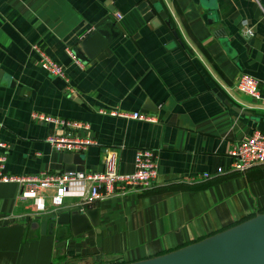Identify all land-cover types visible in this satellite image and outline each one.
Segmentation results:
<instances>
[{"label": "crops", "instance_id": "1", "mask_svg": "<svg viewBox=\"0 0 264 264\" xmlns=\"http://www.w3.org/2000/svg\"><path fill=\"white\" fill-rule=\"evenodd\" d=\"M146 6L145 0H0L5 172L63 173L67 153L44 140L58 132L32 123L33 112L88 126L96 145L69 154V164L81 156L83 173H101L109 152L118 174L132 172L138 149L149 150L156 164L150 189L95 204L97 225L74 237L67 219L58 218L87 211L74 206L78 195L66 193L59 211L29 217L16 201L18 187L0 183V264H131L264 214V166L231 173L228 156L233 145L264 133V0H158L164 19L145 18ZM96 29L109 40L116 36L93 59L75 64L66 50ZM31 46L63 68L67 85L38 67ZM241 75L258 82L259 99L235 90Z\"/></svg>", "mask_w": 264, "mask_h": 264}, {"label": "built area", "instance_id": "2", "mask_svg": "<svg viewBox=\"0 0 264 264\" xmlns=\"http://www.w3.org/2000/svg\"><path fill=\"white\" fill-rule=\"evenodd\" d=\"M119 19L120 16L116 15ZM250 35V31H247ZM31 51L37 57L38 67L48 76L61 79L67 85L63 68L50 60L37 46H31ZM66 54L75 62L73 54L66 50ZM75 59V60H74ZM78 64V63H77ZM235 90L253 99H259L258 82L247 75H241L235 82ZM68 89V88H67ZM112 118L152 123L154 119L147 115L123 112H99ZM32 123L51 127L53 131L45 137V143L52 151L67 154H82L90 146L96 145L87 132L84 123L52 118L40 113H31ZM0 149L4 145L0 143ZM231 160L230 172L244 174L247 171L264 166V133H255L245 141L233 145L228 151ZM221 173L220 170L217 174ZM209 176L204 174L202 178ZM156 178V164L153 154L146 149L134 152L132 172L127 175L118 174L115 169V155L109 152L102 159V172L86 173H41L36 176L9 175L5 172L4 157L0 156V183L14 184L18 187L16 201L23 202L25 215L34 217L48 212H56L64 208L66 193L78 195L74 204L81 212L91 209L95 204L113 197L124 196L127 192L140 193L152 187ZM51 190L52 193L44 198L40 193Z\"/></svg>", "mask_w": 264, "mask_h": 264}, {"label": "water", "instance_id": "3", "mask_svg": "<svg viewBox=\"0 0 264 264\" xmlns=\"http://www.w3.org/2000/svg\"><path fill=\"white\" fill-rule=\"evenodd\" d=\"M145 1V18L156 14L164 19L165 14L155 9L158 0ZM115 36L116 34H111L110 38L114 39ZM110 40L101 29H96L74 48L72 54L78 61L87 63L106 47ZM89 50L92 52L89 53ZM69 157L70 155L66 154L64 161L62 160L63 173H83L81 156H71L72 165L69 164ZM61 218L69 222L73 237L97 225V214L92 209H87L82 214L74 212L70 215H60L58 220ZM131 264H264V214L175 252Z\"/></svg>", "mask_w": 264, "mask_h": 264}, {"label": "rangeland", "instance_id": "4", "mask_svg": "<svg viewBox=\"0 0 264 264\" xmlns=\"http://www.w3.org/2000/svg\"><path fill=\"white\" fill-rule=\"evenodd\" d=\"M61 210V209H60ZM54 263H56V264H63V263H61L59 260H57V259H54Z\"/></svg>", "mask_w": 264, "mask_h": 264}, {"label": "trees", "instance_id": "5", "mask_svg": "<svg viewBox=\"0 0 264 264\" xmlns=\"http://www.w3.org/2000/svg\"><path fill=\"white\" fill-rule=\"evenodd\" d=\"M170 26V25H169Z\"/></svg>", "mask_w": 264, "mask_h": 264}]
</instances>
